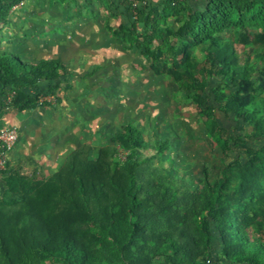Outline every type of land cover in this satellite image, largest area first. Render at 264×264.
Masks as SVG:
<instances>
[{"label":"trees","instance_id":"1","mask_svg":"<svg viewBox=\"0 0 264 264\" xmlns=\"http://www.w3.org/2000/svg\"><path fill=\"white\" fill-rule=\"evenodd\" d=\"M22 1L0 0V27L7 24L12 8ZM170 2L157 13L160 21L170 9L185 12L179 0ZM135 17L131 12L130 18ZM248 27L258 29L253 38L264 43V0H197L186 5L175 30L158 26L148 39L137 44L156 75H170L193 91L211 139L222 153L235 152L220 178L212 182L204 172L203 190L196 192L183 181L174 184L172 176H161L157 184L150 174L160 170L143 167L150 156L140 161L127 159L119 172L111 173L108 169L104 172L108 165L100 154L96 162L84 160L81 170L69 180L67 191L50 186L32 196L28 190L40 182L10 171L7 163L0 174L10 171L4 193L13 198L0 199V264H41L45 256L64 264H94L98 250L88 243L87 234L74 226L91 219H99L105 245L113 246L114 254L125 264H148L152 255H163V264H207L213 258L211 224L224 240L221 254L226 260L264 264V241L251 239L248 233L252 226L264 222V148L249 145L240 134L230 145L232 138L226 137V128L214 116L216 111L233 115L248 125V140L264 141V101L256 102L250 92L247 60L241 63L232 44L223 38L231 29ZM154 39L160 41L155 47ZM249 39L243 34V42ZM198 46L205 48L202 62L194 53ZM65 74V64L58 58L31 62L18 53L0 51V89L5 99L0 106L16 112L51 106L48 97L60 100L56 91ZM211 76L225 77L240 86L227 93L220 85L211 88L217 107L206 102L200 92ZM258 88L264 91V79ZM110 141L124 151L147 145L141 129L131 122L124 123ZM167 148V142H155L156 153ZM76 154H71V167H75ZM54 179L62 184V172L55 173ZM160 224L167 228L159 231Z\"/></svg>","mask_w":264,"mask_h":264},{"label":"rangeland","instance_id":"2","mask_svg":"<svg viewBox=\"0 0 264 264\" xmlns=\"http://www.w3.org/2000/svg\"><path fill=\"white\" fill-rule=\"evenodd\" d=\"M168 2L170 0H138L136 10L141 12L139 17L137 14L132 18L135 20L130 18L132 11L127 0H23L12 8L10 14L22 6H27V13L35 10L33 14L36 16L31 17L33 30L26 27L0 41V51L12 46L22 59L28 61L58 58L66 69L62 91L57 95L60 100L48 97L52 108L62 112L61 122L52 124L56 111L50 107H39L19 115L0 106V129L12 123L19 131L18 140L8 154L10 171L19 172L32 182H40L28 190L30 195L38 196L50 186L67 191L69 180L81 170L84 160L96 162L100 154L104 165H108L104 172L108 169L111 173L119 172L127 159L140 161L150 156L143 167L160 170L156 175L150 174L157 184L162 181L161 176H172L174 184L180 185L179 182L183 181L196 192L203 190L204 172L212 182L222 176L235 152L225 155L212 141L207 119L194 102L193 91L185 89L170 75H156L137 47L158 26L175 30L182 22L186 5L197 0H179L185 12L176 13L170 9L166 19L160 21L157 13L160 14ZM169 6L172 7L173 3L170 2ZM46 14L54 17L53 23L44 20ZM63 14L69 17L63 19L62 25ZM28 20L29 17L23 22L28 24ZM46 21L49 28L41 27L47 25ZM257 31L254 27L231 29L223 34V38L232 44L241 63L247 60L252 82L250 92L255 101L260 102L264 101V91L258 88L264 79V43L254 40ZM243 34L248 35L249 42L242 41ZM159 43L154 39L153 47ZM15 50L7 51L15 53ZM194 53L198 62L204 60V47H196ZM216 85L226 93L240 88L225 77H208V86L200 92L206 102L216 107L219 103L210 93ZM3 100L0 89V104ZM214 116L226 128V137L232 138L230 145H234L233 139L240 134L249 145L264 148V141H251L245 137L249 127L242 120L233 115L225 116L220 111ZM126 122L141 129L146 147L124 151L116 142L110 141ZM51 132H56L58 138L55 146L45 151L42 147L52 140L49 138ZM156 141L167 142L168 148L156 153ZM75 151V167H71V154ZM240 156L245 158L243 154ZM10 171L0 174V199L5 201L13 198L4 193L5 177ZM58 171L62 172V184L51 180ZM74 226L82 229L87 234L88 243L98 250L93 257L94 264H125V260L114 254L113 246L105 245L99 219L79 221ZM158 227L159 231L167 228L166 224ZM248 233L251 239L264 241V222L252 226ZM223 241L211 224L213 258L207 264H246L226 260L221 254ZM163 258V255H152L148 264H163ZM41 264L64 263L58 258L45 256Z\"/></svg>","mask_w":264,"mask_h":264},{"label":"crops","instance_id":"3","mask_svg":"<svg viewBox=\"0 0 264 264\" xmlns=\"http://www.w3.org/2000/svg\"><path fill=\"white\" fill-rule=\"evenodd\" d=\"M27 10H28V8H27V6H22V7H19L17 10H15L14 12H12L10 15H9V18H8V22H7V24H5V25H2L1 27H0V41H5L6 39H9L10 38V36L11 35H13L14 33H17V32H19V30L20 29H23V30H25L26 29V27L27 28H30V29H32L33 30V26H34V23H33V19H31V17L33 18V17H35L36 15H34L33 14V11H35V10H32L30 13L28 12L27 13ZM46 16V18H44V20H47L48 22L50 21V23H53V21H54V17H51V14H46V15H44V17ZM27 17H29V20H28V24L27 23H25V22H23V20L25 19V18H27ZM67 17H69V15H67V14H63L62 15V25L64 24V20H66L67 19ZM64 19V20H63ZM42 20V19H41ZM46 21V22H47ZM47 22V25H41V27H47V28H49V23ZM8 49H10V50H15V49H13V47L11 46L10 48H5L4 50H1V51H7ZM12 52V51H11ZM15 53H17L16 52V50H15ZM29 61H31V62H38V61H41V60H33V59H30ZM62 91V84H61V86L57 89V91H56V95H59V91ZM58 97V96H57ZM60 99V98H59ZM45 107H50V108H52L53 106L51 105V106H45ZM37 108H39V107H36V108H33V109H29V110H26V111H23V112H16L17 114H21V113H24V112H30V111H33V110H35V109H37ZM52 109H54L55 111H56V117H54V118H52V119H54V121H53V123L52 124H54L55 122H58V121H62V112H58L59 110H57V109H55V108H52ZM17 119H19L18 118V115H17V117H16ZM60 121V122H61ZM10 126H16L15 124H10L9 126H7V127H10ZM17 127V126H16ZM22 133V132H21ZM51 136H49V138L50 137H52L51 139V141H49L48 142V145L47 146H44L43 145V147L42 148H44L45 149V151H49V148L48 147H51V146H55L54 145V142H55V139L56 138H58L57 137V133L56 132H51V134H50ZM48 148V149H47ZM51 155H55L54 153H52ZM55 158V157H54Z\"/></svg>","mask_w":264,"mask_h":264},{"label":"built area","instance_id":"4","mask_svg":"<svg viewBox=\"0 0 264 264\" xmlns=\"http://www.w3.org/2000/svg\"><path fill=\"white\" fill-rule=\"evenodd\" d=\"M131 6L133 17L137 14L138 0H128ZM10 96L6 98L9 100ZM19 137V131L16 126H10L0 129V171L6 170L8 163V154L14 147Z\"/></svg>","mask_w":264,"mask_h":264}]
</instances>
